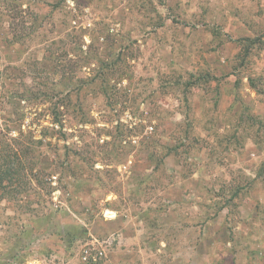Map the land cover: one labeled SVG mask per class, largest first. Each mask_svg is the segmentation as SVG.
Listing matches in <instances>:
<instances>
[{
  "label": "rangeland",
  "instance_id": "rangeland-1",
  "mask_svg": "<svg viewBox=\"0 0 264 264\" xmlns=\"http://www.w3.org/2000/svg\"><path fill=\"white\" fill-rule=\"evenodd\" d=\"M1 149L0 264H264V0H0Z\"/></svg>",
  "mask_w": 264,
  "mask_h": 264
},
{
  "label": "trees",
  "instance_id": "trees-1",
  "mask_svg": "<svg viewBox=\"0 0 264 264\" xmlns=\"http://www.w3.org/2000/svg\"><path fill=\"white\" fill-rule=\"evenodd\" d=\"M17 159V154L14 153V156L4 153L1 149L0 152V192L3 198H6V194H9L10 191L7 189L6 183H15L19 181L21 177L20 171L15 168V162ZM17 163V162H16ZM22 181V180H21ZM16 193L21 191L16 190Z\"/></svg>",
  "mask_w": 264,
  "mask_h": 264
}]
</instances>
